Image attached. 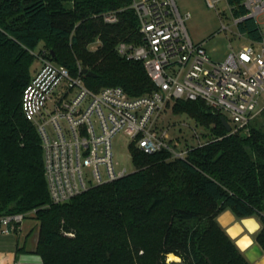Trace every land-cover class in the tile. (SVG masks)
Masks as SVG:
<instances>
[{
  "label": "trees",
  "instance_id": "obj_1",
  "mask_svg": "<svg viewBox=\"0 0 264 264\" xmlns=\"http://www.w3.org/2000/svg\"><path fill=\"white\" fill-rule=\"evenodd\" d=\"M130 2L0 0V216L36 213L43 264H253L218 218L226 210L238 219L256 217L262 226L254 241L264 252V130L251 124L247 135L230 133L224 115L202 100H177L174 110L211 127L214 140L183 159L131 144L134 171L66 202L51 201L41 137L21 103L32 78V51L46 36L71 37L78 63L57 49L39 52L74 74L79 65L92 71L84 79L94 90L119 85L131 96L149 93L155 84L144 63L117 51L120 42H140ZM120 8L116 24L95 16ZM241 30L260 38L254 19ZM96 38L100 47L87 50ZM169 254L180 261H169Z\"/></svg>",
  "mask_w": 264,
  "mask_h": 264
},
{
  "label": "built area",
  "instance_id": "obj_2",
  "mask_svg": "<svg viewBox=\"0 0 264 264\" xmlns=\"http://www.w3.org/2000/svg\"><path fill=\"white\" fill-rule=\"evenodd\" d=\"M206 1L221 17L230 15L237 27L247 19L256 20L260 38L238 51L232 49L222 61L214 60L203 42L191 38L185 23L191 13L183 15L177 0H131L128 8L137 17L140 42H120L117 51L144 63L155 88L143 95L131 96L119 85L94 90L87 85L81 65L74 74L45 52L39 53L41 65L25 87L21 103L41 137L53 203L130 173L115 160L113 139L120 132L130 137L129 150L135 144L146 154L167 150L174 158H185L188 150L176 149L167 131L159 127L164 110L177 100H202L230 117L234 123L227 119L230 133H249L252 121L264 112V28L257 20L264 14V0ZM124 10L95 16L116 24ZM223 29L231 30L224 24ZM24 219V213L0 216V233L16 232Z\"/></svg>",
  "mask_w": 264,
  "mask_h": 264
},
{
  "label": "rangeland",
  "instance_id": "obj_3",
  "mask_svg": "<svg viewBox=\"0 0 264 264\" xmlns=\"http://www.w3.org/2000/svg\"><path fill=\"white\" fill-rule=\"evenodd\" d=\"M177 4L183 15L188 12L191 13V16L185 20L188 32L195 42L204 43V46L212 59L222 61L232 49L238 51L248 43L246 36L239 35L238 27L234 24V19L230 15L221 17L217 9L210 7L206 0H177ZM223 6L224 4H222L220 8L222 9ZM257 20L260 23V26L264 28V14L260 15ZM223 24L229 26L231 30H224ZM81 41L82 45L86 44L85 39H82ZM101 44L102 42L100 38H96L94 41L88 43L86 48L89 51H95ZM44 45L47 46L45 47ZM41 48L47 50L57 49L63 59L74 60L75 63H78V50L72 45L71 37L67 42H63L56 41L55 38L46 36L35 51H32L35 57L31 65L32 75L41 65L39 59V51ZM262 101L263 104L264 98ZM175 103L176 102L170 103L164 110L162 118L159 121V127L167 131V138L176 149L189 151L194 147L205 145L215 139L211 127H206V125L197 122L186 112H175ZM206 105L208 104L206 103ZM210 108L213 111L218 112V110L212 107ZM221 113L231 121L226 113ZM230 123L231 125H234L232 121ZM252 125L264 130V112L260 113L252 121ZM242 134L247 135L249 133L242 131ZM130 142V137L124 132H120L113 139L114 155L115 160L118 162V166L126 167L129 172H132L135 170V165L129 150ZM24 220L28 221L30 224L32 239L36 243L37 251L40 243L41 222L34 211L26 213ZM168 260L175 261L170 260L169 256ZM179 261L180 260H178V262Z\"/></svg>",
  "mask_w": 264,
  "mask_h": 264
},
{
  "label": "crops",
  "instance_id": "obj_4",
  "mask_svg": "<svg viewBox=\"0 0 264 264\" xmlns=\"http://www.w3.org/2000/svg\"><path fill=\"white\" fill-rule=\"evenodd\" d=\"M241 24L238 27L239 31H241V34L239 35L246 36L248 41L246 45L257 41L258 39L250 38L247 33L241 30ZM218 220L222 226L228 230L235 224L239 223L241 219H238L231 210H226L219 216ZM241 227L243 226L241 225ZM31 232L32 230L30 229V224L28 221L24 220L21 227L16 232L9 235L0 233V264H16L17 262H20L21 264H43L42 257L36 251V243L32 239ZM248 234L249 233L246 228L241 233V235ZM254 234H250L253 241ZM239 238L240 237L238 236L237 239ZM254 248H258L259 253L252 257L249 253ZM244 252L253 264H264V252L261 247L255 243V241L253 245Z\"/></svg>",
  "mask_w": 264,
  "mask_h": 264
},
{
  "label": "clouds",
  "instance_id": "obj_5",
  "mask_svg": "<svg viewBox=\"0 0 264 264\" xmlns=\"http://www.w3.org/2000/svg\"><path fill=\"white\" fill-rule=\"evenodd\" d=\"M241 225L243 227H241ZM247 229L248 235H241L244 229ZM261 229V224L254 216L244 217L240 220L239 223L235 224L232 228L227 230V235L231 240L234 241L235 246L241 251L244 252L250 248L254 241L251 239L250 234H254ZM240 237L237 239V237Z\"/></svg>",
  "mask_w": 264,
  "mask_h": 264
},
{
  "label": "water",
  "instance_id": "obj_6",
  "mask_svg": "<svg viewBox=\"0 0 264 264\" xmlns=\"http://www.w3.org/2000/svg\"><path fill=\"white\" fill-rule=\"evenodd\" d=\"M83 73L85 75H94V73L92 71H90L89 69L87 68H84L83 69ZM221 120L223 122V125L226 127L227 131H231V125L229 123V121L227 120V118L225 116H222L221 117ZM247 256V255H246ZM250 260V259H249ZM251 261V260H250ZM252 262V261H251Z\"/></svg>",
  "mask_w": 264,
  "mask_h": 264
},
{
  "label": "bare ground",
  "instance_id": "obj_7",
  "mask_svg": "<svg viewBox=\"0 0 264 264\" xmlns=\"http://www.w3.org/2000/svg\"><path fill=\"white\" fill-rule=\"evenodd\" d=\"M259 253V250L258 248H254L252 251H250L249 255L250 256H254V255H257ZM261 254V253H260ZM169 259L170 260H175V261H178L180 260V257H178L177 255L175 254H169ZM264 263V262H263Z\"/></svg>",
  "mask_w": 264,
  "mask_h": 264
},
{
  "label": "snow or ice",
  "instance_id": "obj_8",
  "mask_svg": "<svg viewBox=\"0 0 264 264\" xmlns=\"http://www.w3.org/2000/svg\"><path fill=\"white\" fill-rule=\"evenodd\" d=\"M245 59H247V57H245Z\"/></svg>",
  "mask_w": 264,
  "mask_h": 264
}]
</instances>
